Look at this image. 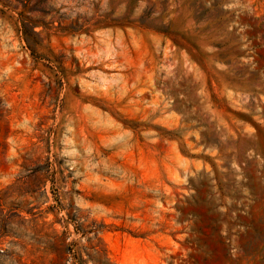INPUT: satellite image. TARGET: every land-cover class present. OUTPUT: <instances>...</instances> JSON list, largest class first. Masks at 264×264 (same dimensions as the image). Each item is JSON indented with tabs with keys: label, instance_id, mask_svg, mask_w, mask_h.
<instances>
[{
	"label": "rangeland",
	"instance_id": "374dc122",
	"mask_svg": "<svg viewBox=\"0 0 264 264\" xmlns=\"http://www.w3.org/2000/svg\"><path fill=\"white\" fill-rule=\"evenodd\" d=\"M0 264H264V0H0Z\"/></svg>",
	"mask_w": 264,
	"mask_h": 264
}]
</instances>
